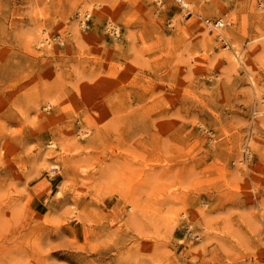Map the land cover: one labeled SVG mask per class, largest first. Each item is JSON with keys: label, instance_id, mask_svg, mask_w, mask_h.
Returning a JSON list of instances; mask_svg holds the SVG:
<instances>
[{"label": "rangeland", "instance_id": "obj_1", "mask_svg": "<svg viewBox=\"0 0 264 264\" xmlns=\"http://www.w3.org/2000/svg\"><path fill=\"white\" fill-rule=\"evenodd\" d=\"M0 264H264V0H0Z\"/></svg>", "mask_w": 264, "mask_h": 264}, {"label": "bare ground", "instance_id": "obj_2", "mask_svg": "<svg viewBox=\"0 0 264 264\" xmlns=\"http://www.w3.org/2000/svg\"><path fill=\"white\" fill-rule=\"evenodd\" d=\"M188 5V4H187ZM82 14V13H81ZM89 14V13H88ZM224 18V17H223ZM223 20V19H222ZM83 21V20H82ZM199 22V21H198ZM83 24V23H82ZM200 24V23H199ZM84 25V24H83ZM213 25H214V23H213ZM220 25H223V23L221 22L220 23ZM205 27V26H204ZM210 28V27H209ZM214 28V27H213ZM203 29V28H202ZM212 29V28H211ZM112 31V30H111ZM117 31V30H116ZM209 32V31H208ZM203 33V32H202ZM118 36V35H117ZM206 36H208V35H206ZM50 40V39H49ZM51 41V40H50ZM41 42V44H42V40L40 41ZM236 51V50H235ZM234 51V52H235ZM234 55V54H233ZM235 56V55H234ZM230 58H231V56H229ZM234 59H236V56L234 57ZM231 60H232V58H231ZM240 62V61H239ZM243 62V61H242ZM232 64V63H231ZM237 65H238V63H237ZM237 65H236V67H237ZM235 66V65H234ZM53 145V144H52ZM53 147V146H52Z\"/></svg>", "mask_w": 264, "mask_h": 264}, {"label": "built area", "instance_id": "obj_3", "mask_svg": "<svg viewBox=\"0 0 264 264\" xmlns=\"http://www.w3.org/2000/svg\"><path fill=\"white\" fill-rule=\"evenodd\" d=\"M222 21H217L216 23H214V27L215 28H217V29H220V28H222L224 25H220V23H221ZM208 23H209V21H208Z\"/></svg>", "mask_w": 264, "mask_h": 264}]
</instances>
